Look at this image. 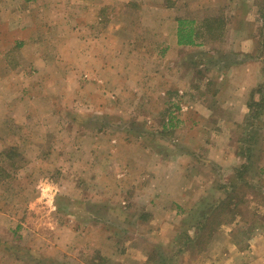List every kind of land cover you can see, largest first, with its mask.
<instances>
[{
	"label": "rangeland",
	"instance_id": "374dc122",
	"mask_svg": "<svg viewBox=\"0 0 264 264\" xmlns=\"http://www.w3.org/2000/svg\"><path fill=\"white\" fill-rule=\"evenodd\" d=\"M112 1L0 0V264H264V0L167 1L199 45L165 51L162 0ZM83 17L121 32L114 97L32 72Z\"/></svg>",
	"mask_w": 264,
	"mask_h": 264
},
{
	"label": "crops",
	"instance_id": "0c3cea01",
	"mask_svg": "<svg viewBox=\"0 0 264 264\" xmlns=\"http://www.w3.org/2000/svg\"><path fill=\"white\" fill-rule=\"evenodd\" d=\"M167 1L171 2L170 0H162L161 3H159L158 7L156 6L151 7L152 11L158 9V13H152L155 17L157 15V17H161L162 19H164L162 27L158 25V28L156 27L154 29L160 35L159 40L162 39L161 45L159 47L162 48V50L160 51H165L167 48L174 49V47L176 48L180 46V44H178V38H177L178 20L180 19V16L176 14L173 15L170 13V17L172 18V20H170V30L167 31L166 29L167 18H168ZM203 1L206 0H202V2ZM87 2L88 3L94 2L98 8H102L103 6L102 3L99 2V0H94V1L85 0V3ZM110 3L111 5H108L109 3H105L107 5L105 7L103 6V8H105V10L109 8V12H110L109 17H111L112 19L113 1L110 0ZM148 16L151 15L149 14ZM89 22L90 21L85 19V17L79 19L78 21L77 30H79L78 33L79 39L78 42L75 44L78 45V48L75 49L78 50L77 59L72 57L71 54H68L67 57L63 58V61L58 62L55 60L53 62V60H51L50 56L47 54L52 49V45H50L48 49L40 45L39 41L41 40V37L39 34L37 37L34 38L35 40L34 42H30L31 44L34 45V48H32L33 51H39L38 53L33 52L32 53L33 59H30V62L32 64L31 65L32 72H34V75L37 76L36 80H39V82L44 81L46 79L45 76L46 69L48 68L49 71L51 72V76L55 77L57 82H63V83L72 82L71 78L73 77V79H75L78 69L79 76L77 77V80L80 85H78L79 89H75V88L73 89V95H74L73 97H76L77 96L76 93H78L79 100L83 99L85 101H87L88 99H98L102 97L104 94L108 97L115 96L116 94L115 91L112 90L110 91L106 89L105 81L110 80V83L112 84V79L118 77L119 70L117 69V62L119 61L120 58L119 55L121 50L120 46H124L120 42L119 37L121 32L118 29L119 28L118 25L114 24V26L112 25V27H110L109 30L102 31V29L97 27V25H88ZM68 26H70V24ZM69 33H72V29L69 30ZM194 33L196 36L195 29H194ZM167 34H169V37H167ZM18 43L19 45L23 44L21 42ZM27 45L28 44L25 43L23 47ZM195 45H199L196 41V37H195ZM68 48L70 49V47ZM62 49L67 50V47L62 46ZM71 59H73L74 61H71ZM50 66L52 67V69L49 68ZM43 71H44V75H42ZM41 75L45 77H41ZM99 83H103V84L101 85ZM98 86L101 87L99 88ZM92 87L94 88L92 89ZM24 89L26 90L27 88L22 87L21 92H24L25 91ZM65 93L66 92H62L61 96L66 97ZM68 94L70 97L72 96L71 93ZM18 100H20V97L18 98ZM31 104L32 105L30 106H33L34 103L32 102ZM67 105H70V103L68 102ZM27 106L29 107V105ZM28 107H26V109H30L31 111H33V107L30 108ZM58 110L59 109L55 110L54 112L55 115H56V111L58 112ZM103 112L104 111L100 109V113Z\"/></svg>",
	"mask_w": 264,
	"mask_h": 264
},
{
	"label": "trees",
	"instance_id": "16d2710c",
	"mask_svg": "<svg viewBox=\"0 0 264 264\" xmlns=\"http://www.w3.org/2000/svg\"><path fill=\"white\" fill-rule=\"evenodd\" d=\"M192 20H178L177 38L180 45H195V33ZM195 36V37H194Z\"/></svg>",
	"mask_w": 264,
	"mask_h": 264
}]
</instances>
